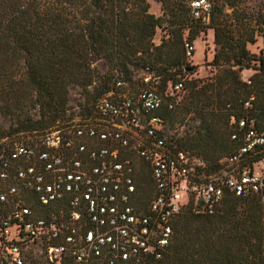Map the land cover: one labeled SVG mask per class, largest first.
Instances as JSON below:
<instances>
[{
	"label": "trees",
	"instance_id": "obj_1",
	"mask_svg": "<svg viewBox=\"0 0 264 264\" xmlns=\"http://www.w3.org/2000/svg\"><path fill=\"white\" fill-rule=\"evenodd\" d=\"M154 1L159 15L149 11V0H0V152L62 130L77 116L88 117L109 92L136 96L150 82L137 77L140 71L150 74L162 97L153 112L166 130L187 124L181 135L170 134L175 147L202 156L210 171L240 146L239 120L264 126V54L247 48L259 35L264 38V0L254 6L209 0L208 19L192 16L191 0ZM209 28L213 73L185 76L195 68L185 42L193 43ZM158 29L163 35L155 42ZM249 68L255 71L243 79L241 71ZM179 80L183 88L174 91L171 85ZM73 86L82 95L76 112L70 104ZM172 99L176 103L170 107ZM21 135L29 140L14 141ZM139 183L149 184L146 175ZM148 200L141 194L136 203L142 208ZM25 203L43 217L55 206H40L33 197ZM162 262L264 264V201L257 194L226 191L212 211L186 205L172 222Z\"/></svg>",
	"mask_w": 264,
	"mask_h": 264
},
{
	"label": "built area",
	"instance_id": "obj_2",
	"mask_svg": "<svg viewBox=\"0 0 264 264\" xmlns=\"http://www.w3.org/2000/svg\"><path fill=\"white\" fill-rule=\"evenodd\" d=\"M190 5L192 16L208 19L209 0ZM185 49L191 57L194 44ZM171 88L180 91L183 82ZM161 101L154 86L136 96L109 92L88 117L0 152V264H166L172 222L186 205L212 211L226 191L264 201V126L239 120L240 146L210 171L202 156L175 147L153 112ZM143 175L148 185L139 183ZM141 194L149 198L142 208ZM26 197L55 206L39 216Z\"/></svg>",
	"mask_w": 264,
	"mask_h": 264
},
{
	"label": "rangeland",
	"instance_id": "obj_3",
	"mask_svg": "<svg viewBox=\"0 0 264 264\" xmlns=\"http://www.w3.org/2000/svg\"><path fill=\"white\" fill-rule=\"evenodd\" d=\"M261 0H244L245 5L254 6L257 5V3ZM160 6H157L155 2H150V8L149 11L156 14L161 12L159 10ZM230 11V10H229ZM163 35V32L161 30H157L156 35L154 37V41L157 42L161 36ZM194 44V53L191 58H189L190 65L195 66L194 69L190 70L189 74L187 73L185 76L188 77H194V78H200L209 76L213 73L212 67L208 62L212 58V54L214 52V43L212 40V29H207L205 32H202L196 40L193 41ZM247 48L249 51L256 55H263L264 54V38L262 36H258L256 41L252 44H248ZM101 69H104L105 66L103 63L100 65ZM255 71L254 68L249 69H243L241 71V77L243 79H247L253 72ZM150 75V74H149ZM148 76V73H145L144 71H140L137 74V77H145ZM149 82L147 86H152V80L149 78L146 82ZM137 87V86H136ZM142 86H139L137 88H140ZM137 90V89H136ZM82 100V95L80 92V89L77 86H73L70 89V104L74 107V112L78 111L77 103ZM76 119V118H75ZM195 123L194 122H190ZM187 124L185 125H176L172 129H168L167 131L170 134L173 135H181L184 130L186 129ZM29 140V137L26 135H21L19 137H16L14 141H25ZM181 203H186L188 201V194L185 190L181 191Z\"/></svg>",
	"mask_w": 264,
	"mask_h": 264
},
{
	"label": "crops",
	"instance_id": "obj_4",
	"mask_svg": "<svg viewBox=\"0 0 264 264\" xmlns=\"http://www.w3.org/2000/svg\"><path fill=\"white\" fill-rule=\"evenodd\" d=\"M150 2H155L154 0H149ZM156 4H157V6H160L159 5V3H157V2H155ZM159 10H160V7H159ZM160 14V12L159 13H156V15H159Z\"/></svg>",
	"mask_w": 264,
	"mask_h": 264
}]
</instances>
